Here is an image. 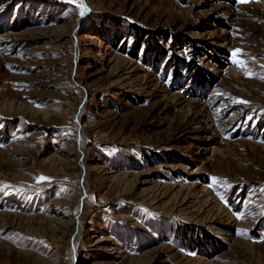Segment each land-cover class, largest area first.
<instances>
[{"label": "rangeland", "instance_id": "1", "mask_svg": "<svg viewBox=\"0 0 264 264\" xmlns=\"http://www.w3.org/2000/svg\"><path fill=\"white\" fill-rule=\"evenodd\" d=\"M78 218L72 264H264V0H0V264Z\"/></svg>", "mask_w": 264, "mask_h": 264}, {"label": "bare ground", "instance_id": "2", "mask_svg": "<svg viewBox=\"0 0 264 264\" xmlns=\"http://www.w3.org/2000/svg\"><path fill=\"white\" fill-rule=\"evenodd\" d=\"M86 180H87V174L85 173V179H84V187H85V183H86ZM89 199L88 196L86 197L83 193H81V195L79 196V199H78V202L76 204L79 203V206L84 203L85 200ZM79 209V208H78ZM75 212H77V208H75ZM54 217H52V220L54 221V224L56 225V228L59 227V228H65L68 224H69V221L64 219L63 217V214L61 215H57L56 212H54L52 214ZM75 225V226H74ZM82 222L81 220L78 218L77 220V223L74 222L73 226H74V231H73V239H72V242L70 244V251H69V258H68V261H69V264H72L73 262V250L77 247V245L79 244V241H80V237H81V234H82ZM97 237V236H96ZM99 237V236H98ZM97 237V238H98ZM95 243H99V240H95ZM116 252V251H115Z\"/></svg>", "mask_w": 264, "mask_h": 264}, {"label": "trees", "instance_id": "3", "mask_svg": "<svg viewBox=\"0 0 264 264\" xmlns=\"http://www.w3.org/2000/svg\"><path fill=\"white\" fill-rule=\"evenodd\" d=\"M187 42V45L189 46L190 45V47H196V44H193L191 41L192 40H186ZM133 44H134V46L135 47H137L138 46V37H137V39L136 40H134L133 41ZM196 52L198 53V50H197V47L194 49V54H196ZM195 56V55H194ZM188 61V60H187ZM187 61H185V67L184 68H186V73H188V72H191V70H192V63H189V62H187ZM186 63H188L189 65H187ZM198 72H197V74H200L199 72H201L200 70H197ZM202 73V72H201ZM208 73H206V75H207Z\"/></svg>", "mask_w": 264, "mask_h": 264}, {"label": "snow or ice", "instance_id": "4", "mask_svg": "<svg viewBox=\"0 0 264 264\" xmlns=\"http://www.w3.org/2000/svg\"><path fill=\"white\" fill-rule=\"evenodd\" d=\"M81 15H83V12L81 13ZM41 179H43V178H41Z\"/></svg>", "mask_w": 264, "mask_h": 264}]
</instances>
